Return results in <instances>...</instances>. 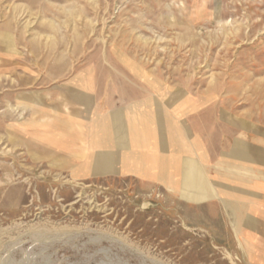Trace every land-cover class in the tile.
<instances>
[{"label": "rangeland", "instance_id": "1", "mask_svg": "<svg viewBox=\"0 0 264 264\" xmlns=\"http://www.w3.org/2000/svg\"><path fill=\"white\" fill-rule=\"evenodd\" d=\"M82 73L264 121V0H0V264H264V230L216 207L36 161L40 95Z\"/></svg>", "mask_w": 264, "mask_h": 264}, {"label": "crops", "instance_id": "2", "mask_svg": "<svg viewBox=\"0 0 264 264\" xmlns=\"http://www.w3.org/2000/svg\"><path fill=\"white\" fill-rule=\"evenodd\" d=\"M65 88L40 95L27 144L36 161L74 179L159 187L188 208L216 207L238 231L264 230L263 120L227 110L220 97L210 107L209 96L196 102L155 87L99 91L84 73Z\"/></svg>", "mask_w": 264, "mask_h": 264}]
</instances>
